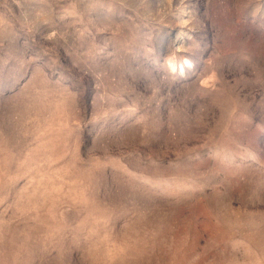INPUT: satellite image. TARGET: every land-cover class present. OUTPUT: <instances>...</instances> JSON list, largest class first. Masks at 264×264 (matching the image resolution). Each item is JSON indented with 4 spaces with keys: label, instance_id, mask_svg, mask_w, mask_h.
Wrapping results in <instances>:
<instances>
[{
    "label": "rangeland",
    "instance_id": "374dc122",
    "mask_svg": "<svg viewBox=\"0 0 264 264\" xmlns=\"http://www.w3.org/2000/svg\"><path fill=\"white\" fill-rule=\"evenodd\" d=\"M0 264H264V0H0Z\"/></svg>",
    "mask_w": 264,
    "mask_h": 264
}]
</instances>
